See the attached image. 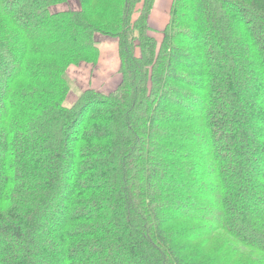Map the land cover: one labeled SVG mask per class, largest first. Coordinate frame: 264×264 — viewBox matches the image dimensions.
Listing matches in <instances>:
<instances>
[{
    "label": "trees",
    "instance_id": "trees-1",
    "mask_svg": "<svg viewBox=\"0 0 264 264\" xmlns=\"http://www.w3.org/2000/svg\"><path fill=\"white\" fill-rule=\"evenodd\" d=\"M69 1L0 0V264H264V0Z\"/></svg>",
    "mask_w": 264,
    "mask_h": 264
},
{
    "label": "rangeland",
    "instance_id": "rangeland-1",
    "mask_svg": "<svg viewBox=\"0 0 264 264\" xmlns=\"http://www.w3.org/2000/svg\"><path fill=\"white\" fill-rule=\"evenodd\" d=\"M169 4L170 0H159L156 8H154L153 25L157 32H154L157 39L162 41V30L165 28L166 22L169 19ZM79 8L78 0H70L68 4L60 6L54 11H64L66 9ZM101 57L96 66L82 64L79 67H72L69 75L74 81L77 89L69 97L70 104L74 103L81 92L88 89H95L103 93L114 91L121 81L120 75V59L118 55V44L115 40L107 39L99 36ZM222 250V244L216 243Z\"/></svg>",
    "mask_w": 264,
    "mask_h": 264
},
{
    "label": "crops",
    "instance_id": "crops-1",
    "mask_svg": "<svg viewBox=\"0 0 264 264\" xmlns=\"http://www.w3.org/2000/svg\"><path fill=\"white\" fill-rule=\"evenodd\" d=\"M159 1V0H158ZM170 5H171V0H170V4H169V7H170ZM156 6H157V4H156ZM156 6H155V8H156ZM170 9V8H169ZM168 14H169V12H168ZM156 16V15H158V14H154V11H153V16ZM159 16V15H158ZM155 26V25H154ZM102 55V54H101Z\"/></svg>",
    "mask_w": 264,
    "mask_h": 264
}]
</instances>
